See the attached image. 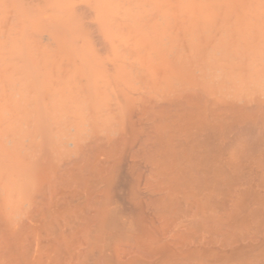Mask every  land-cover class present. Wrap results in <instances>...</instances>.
I'll list each match as a JSON object with an SVG mask.
<instances>
[{"label": "bare ground", "instance_id": "6f19581e", "mask_svg": "<svg viewBox=\"0 0 264 264\" xmlns=\"http://www.w3.org/2000/svg\"><path fill=\"white\" fill-rule=\"evenodd\" d=\"M0 264H264V0H0Z\"/></svg>", "mask_w": 264, "mask_h": 264}]
</instances>
